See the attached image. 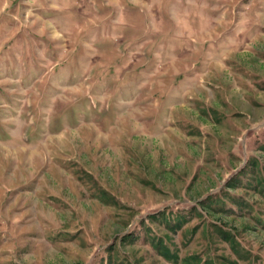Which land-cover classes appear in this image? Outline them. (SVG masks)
<instances>
[{
	"label": "rangeland",
	"instance_id": "rangeland-1",
	"mask_svg": "<svg viewBox=\"0 0 264 264\" xmlns=\"http://www.w3.org/2000/svg\"><path fill=\"white\" fill-rule=\"evenodd\" d=\"M0 264H264V0H0Z\"/></svg>",
	"mask_w": 264,
	"mask_h": 264
}]
</instances>
